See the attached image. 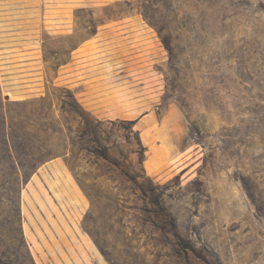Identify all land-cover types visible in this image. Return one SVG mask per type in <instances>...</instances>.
<instances>
[{
	"label": "rangeland",
	"instance_id": "374dc122",
	"mask_svg": "<svg viewBox=\"0 0 264 264\" xmlns=\"http://www.w3.org/2000/svg\"><path fill=\"white\" fill-rule=\"evenodd\" d=\"M0 264H264V0H0Z\"/></svg>",
	"mask_w": 264,
	"mask_h": 264
},
{
	"label": "crops",
	"instance_id": "0c3cea01",
	"mask_svg": "<svg viewBox=\"0 0 264 264\" xmlns=\"http://www.w3.org/2000/svg\"><path fill=\"white\" fill-rule=\"evenodd\" d=\"M61 82L65 81V88L71 87L72 94L76 102L81 106L93 110V108L98 107V101L102 96V93H107L109 91V84L116 83L119 81L113 77H107L106 75L113 74V70L107 69L105 67L97 68L94 72H85L84 74L79 73L78 70L71 72V77L68 74L64 76V66L61 67ZM77 75H86L82 77L81 80H77ZM115 75V74H114ZM100 76V77H98Z\"/></svg>",
	"mask_w": 264,
	"mask_h": 264
}]
</instances>
